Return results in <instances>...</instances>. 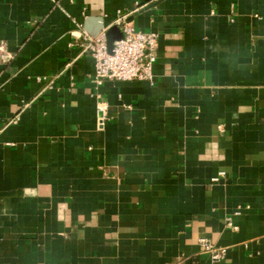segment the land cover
<instances>
[{
  "label": "crops",
  "instance_id": "obj_1",
  "mask_svg": "<svg viewBox=\"0 0 264 264\" xmlns=\"http://www.w3.org/2000/svg\"><path fill=\"white\" fill-rule=\"evenodd\" d=\"M121 16L152 81L96 87L77 36ZM200 239L264 264V0H0V264H208Z\"/></svg>",
  "mask_w": 264,
  "mask_h": 264
},
{
  "label": "built area",
  "instance_id": "obj_2",
  "mask_svg": "<svg viewBox=\"0 0 264 264\" xmlns=\"http://www.w3.org/2000/svg\"><path fill=\"white\" fill-rule=\"evenodd\" d=\"M122 33V38L112 43V49L109 51L105 32L103 29L98 35L91 36L86 32H80L77 36L81 53L88 54L94 61L93 83L100 87L104 81H152V69L156 61L158 47V35L155 32L136 31L131 22L127 21L126 16L119 17L115 23ZM8 58L6 55L2 59ZM41 80L46 81L43 77ZM98 118L97 124L102 127L105 121L107 104L100 102L97 106ZM225 173L220 172L212 179V182L218 183L224 178ZM227 225L234 231V226L230 219ZM200 253L208 259V264H219L227 257L226 247L216 246L207 239L198 241Z\"/></svg>",
  "mask_w": 264,
  "mask_h": 264
},
{
  "label": "water",
  "instance_id": "obj_3",
  "mask_svg": "<svg viewBox=\"0 0 264 264\" xmlns=\"http://www.w3.org/2000/svg\"><path fill=\"white\" fill-rule=\"evenodd\" d=\"M102 30L103 28L99 29L97 33L95 32L93 34V37L98 35ZM105 35H106L109 51L112 49V43L122 38V33L120 32L119 28L115 25L108 28L105 32Z\"/></svg>",
  "mask_w": 264,
  "mask_h": 264
}]
</instances>
